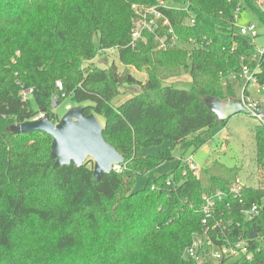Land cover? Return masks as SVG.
Listing matches in <instances>:
<instances>
[{"label":"trees","instance_id":"16d2710c","mask_svg":"<svg viewBox=\"0 0 264 264\" xmlns=\"http://www.w3.org/2000/svg\"><path fill=\"white\" fill-rule=\"evenodd\" d=\"M243 1L264 24L252 0ZM187 2L192 27L182 23L185 11L163 13L179 40L198 48L164 52L152 36L130 46V6L155 0H0V264H197L183 252L194 238L203 239L202 197L217 191L225 196L216 200V213L233 219L229 232L247 241L250 255L220 264H264V186L260 180L255 188L242 185L240 202L231 198L228 185L239 167L213 157L197 177L179 158L171 173L135 187L137 174L218 135L227 120L217 121L209 105L235 97L232 82L240 80L242 67L259 64L264 88L254 45L232 28L239 0ZM109 50H116L121 65L144 68L147 80L141 84L114 65H85ZM181 72L190 76L188 89L162 84ZM136 84L139 93L112 106L120 86ZM26 90L31 92L23 99ZM67 98L83 116L101 120L102 138L124 158L118 173L94 181L91 159L79 168L70 163L53 169L48 135L9 132V126L42 115L57 122L52 101L57 106ZM254 138L261 174L264 128L258 123ZM163 143L174 146L154 156L144 152ZM255 203L261 210L253 218L239 213ZM203 264L213 263L206 258Z\"/></svg>","mask_w":264,"mask_h":264},{"label":"built area","instance_id":"2783aa9c","mask_svg":"<svg viewBox=\"0 0 264 264\" xmlns=\"http://www.w3.org/2000/svg\"><path fill=\"white\" fill-rule=\"evenodd\" d=\"M252 4L260 10L264 15V0H252ZM233 15L232 28L237 34L250 39L255 47L261 65L264 66V46L258 48L255 45V39L258 35L257 25L249 22L246 25L237 22L239 15L244 11H251L243 0H239ZM131 17V32H130V46L134 48L136 42L146 43L147 36H152L156 44V49L166 52L170 48H182L184 45H189L191 48H198L197 44L190 40L189 43L183 44L179 40L178 34L175 32L170 20L163 13L164 10L185 11L187 14L183 18V25L194 26V18L188 10V2L185 0L183 4H178L172 0H155L154 4L150 6H138L133 4ZM252 12V11H251ZM260 26L264 29V24L259 21ZM145 39V40H144ZM240 81H244L241 91L236 99L240 105L248 112L251 118H254L258 125L264 128V116L257 113L258 110L264 109V99L262 88L258 83V73H260V65L257 64L253 69H248L246 66L242 67ZM58 89H61V84L56 83ZM247 87H253L257 92L262 91L261 95L250 94ZM31 90L21 91L23 99L29 97ZM55 106V101H52ZM225 127L222 128L224 130ZM220 133V132H219ZM188 168L198 177L199 168L194 165L193 158L185 161ZM112 171L118 173L120 166H114ZM228 195L234 200H241L242 185L238 180L228 185ZM225 195L217 191L214 197H202V219L200 221L203 229V239L194 238L192 243L183 252L185 259H192L197 264H203L206 258H209L213 264L223 263L224 260L238 261L241 258L249 259L250 255L247 252V241L240 235L233 239L230 227L233 225L232 218H224L223 213H216V200H221ZM261 210V206L251 204V206L241 209L240 214H244L248 219L253 218ZM213 233V235H212ZM213 237V239H211ZM219 243V244H218ZM209 247V249H206Z\"/></svg>","mask_w":264,"mask_h":264},{"label":"rangeland","instance_id":"374dc122","mask_svg":"<svg viewBox=\"0 0 264 264\" xmlns=\"http://www.w3.org/2000/svg\"><path fill=\"white\" fill-rule=\"evenodd\" d=\"M136 4V3H133ZM138 6H150L144 4H136ZM132 6V5H131ZM130 6V8H131ZM132 10V8H131ZM132 12V11H131ZM133 15V13H132ZM253 22L257 25L258 35L255 39V45L260 48L264 46V29L260 26L259 21L256 19L255 15L251 11H244L239 15L237 22L242 25H246L249 22ZM131 25V19H130ZM132 26V25H131ZM145 40V39H144ZM147 42V41H146ZM138 43V42H136ZM182 49H192L189 45L182 46ZM85 65L90 67L107 69L109 66L114 65L118 72L126 71L132 75L139 83H144L147 80V74L144 68H133L121 65L119 58H117L116 50H109L103 52L101 55L97 56L95 60L87 62ZM190 82V76L187 72H181L177 76H169L168 78L162 80L164 86H172L175 89L185 90L188 89ZM244 85L243 80H235L232 82V89H234L235 99L240 91L241 87ZM250 94L261 95L262 91H256L255 88L247 87ZM139 86L136 84L134 86L122 85L119 87V96L112 101V106H119V104L130 99L136 93H139ZM222 101V100H220ZM211 104V103H210ZM212 105V104H211ZM70 98L61 101L57 106H52V109L56 112L59 119L65 115L70 107H74ZM58 119V120H59ZM227 123L221 124L216 130L220 133L213 136V140L210 141L203 148L193 151L192 149L187 150L183 155L178 153H173L176 160H171L158 167L154 168L145 174H137L135 177V187L138 189L144 185V183L150 179L167 175L175 168L177 160L182 158L187 161L192 156L194 165L197 168H202L207 163L209 158L216 157L220 161H223L226 166L229 167H239V173L237 180L241 185L249 186L255 188L259 185L260 181L264 186V173L258 174L257 172V158L255 155V138L254 131L257 125V121L251 118L249 115L244 113H237L234 116H230L226 119ZM99 123L102 125L100 119ZM225 127L224 130L222 128ZM215 133V132H214ZM173 144L163 143L160 146H153L152 148L145 149L144 152L147 155H157L160 152L170 150L173 148ZM260 180V181H259ZM260 246L264 249V242H260Z\"/></svg>","mask_w":264,"mask_h":264},{"label":"water","instance_id":"95a60500","mask_svg":"<svg viewBox=\"0 0 264 264\" xmlns=\"http://www.w3.org/2000/svg\"><path fill=\"white\" fill-rule=\"evenodd\" d=\"M211 104L209 106L217 121L226 120L237 113L248 115L236 98ZM82 112L81 106H74L55 123L50 121L48 115H42L32 121L11 125L8 130L13 135L36 131L45 133L51 138L49 158L54 161L53 169L68 166L70 163L79 168L87 159H91L93 179L99 181L104 174H109L114 166H120L124 158L102 138L103 126L97 117L94 114L85 117ZM257 113L264 116V109L258 110ZM249 238L255 240L256 235L251 234Z\"/></svg>","mask_w":264,"mask_h":264},{"label":"crops","instance_id":"0c3cea01","mask_svg":"<svg viewBox=\"0 0 264 264\" xmlns=\"http://www.w3.org/2000/svg\"><path fill=\"white\" fill-rule=\"evenodd\" d=\"M192 157V156H191Z\"/></svg>","mask_w":264,"mask_h":264}]
</instances>
